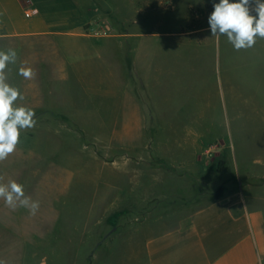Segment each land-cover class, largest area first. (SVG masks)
<instances>
[{
  "label": "rangeland",
  "instance_id": "1",
  "mask_svg": "<svg viewBox=\"0 0 264 264\" xmlns=\"http://www.w3.org/2000/svg\"><path fill=\"white\" fill-rule=\"evenodd\" d=\"M218 2L45 0L58 29L85 22L0 38L17 53L6 69L16 105L37 121L0 161V183L40 205L33 215L0 198V264H146L159 223L233 173L216 169L227 146L229 159L264 160V39L237 51L211 36ZM182 162L192 170L167 165Z\"/></svg>",
  "mask_w": 264,
  "mask_h": 264
},
{
  "label": "crops",
  "instance_id": "2",
  "mask_svg": "<svg viewBox=\"0 0 264 264\" xmlns=\"http://www.w3.org/2000/svg\"><path fill=\"white\" fill-rule=\"evenodd\" d=\"M44 1L0 0V38L67 34L85 22L68 31L58 29L60 20L42 11ZM26 2L36 8V15L23 14ZM227 147L218 173H233L219 185L224 188L221 196L202 199L194 208L168 216L175 221L162 220L159 224H167L144 241L146 264H264V173H258L264 172V160L248 162L241 152L239 158L229 159ZM197 156L196 152L191 161L198 163ZM187 163L167 165L192 170Z\"/></svg>",
  "mask_w": 264,
  "mask_h": 264
},
{
  "label": "clouds",
  "instance_id": "3",
  "mask_svg": "<svg viewBox=\"0 0 264 264\" xmlns=\"http://www.w3.org/2000/svg\"><path fill=\"white\" fill-rule=\"evenodd\" d=\"M213 9L208 17L211 36H226L237 51L253 47L257 38L264 39V0H219ZM16 60L14 49L0 51V161L15 151L21 131L33 128L37 122L32 109L16 105L24 96L7 83L6 69ZM19 74L25 79L35 75L31 68L23 66ZM0 198L10 207L18 203L28 208L33 215L40 207L39 201L26 196L23 185L14 180L0 183Z\"/></svg>",
  "mask_w": 264,
  "mask_h": 264
},
{
  "label": "built area",
  "instance_id": "4",
  "mask_svg": "<svg viewBox=\"0 0 264 264\" xmlns=\"http://www.w3.org/2000/svg\"><path fill=\"white\" fill-rule=\"evenodd\" d=\"M23 14L27 17H31L37 14L36 8L30 5L28 2L24 5Z\"/></svg>",
  "mask_w": 264,
  "mask_h": 264
},
{
  "label": "trees",
  "instance_id": "5",
  "mask_svg": "<svg viewBox=\"0 0 264 264\" xmlns=\"http://www.w3.org/2000/svg\"><path fill=\"white\" fill-rule=\"evenodd\" d=\"M223 162H219L218 163V165H217V167H216V169H217V172H221L222 171V167H221V164H222ZM224 190V188L222 187V186H219L217 189H216V191L213 193V197H215V198H218V197H220L221 196V194H222V191Z\"/></svg>",
  "mask_w": 264,
  "mask_h": 264
}]
</instances>
